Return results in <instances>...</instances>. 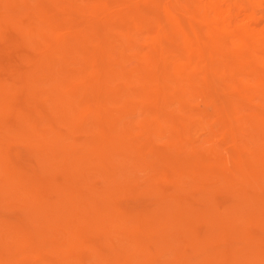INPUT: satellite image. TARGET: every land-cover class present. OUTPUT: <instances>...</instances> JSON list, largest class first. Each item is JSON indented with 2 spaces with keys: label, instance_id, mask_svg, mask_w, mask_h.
<instances>
[{
  "label": "bare ground",
  "instance_id": "6f19581e",
  "mask_svg": "<svg viewBox=\"0 0 264 264\" xmlns=\"http://www.w3.org/2000/svg\"><path fill=\"white\" fill-rule=\"evenodd\" d=\"M263 4L264 0H0V27L8 24L11 26L9 29L14 28L15 33L18 31L19 34H23L26 39L25 46L30 48L33 53L30 57L21 58L28 63V69L25 72H21L18 76L14 72L17 76L16 81L22 84L23 93H21L25 94L26 101L31 104L30 112L20 113L17 110L18 113L15 116L17 117V114H20V116L17 118L13 117L14 121L12 122L15 123L12 124L16 126V129L18 128L17 131L14 128V130H10L7 127L2 130V128L6 125V118L9 119L6 114L12 108L11 96L16 93L17 89L19 90L18 87H21V84L19 83V86L18 84L14 85L16 83L6 84L7 82L11 83L12 80L10 79L12 78L9 81L7 80V82L4 80V84L3 82H1L2 84L0 83V194L4 193L8 196V199L10 197L11 200L17 201V204L29 210L30 219H34L32 221L33 224L31 223L32 227L28 228L19 227L18 225L11 227L10 225L12 224L9 225L8 223L9 226H5L6 223H3V228L6 227L8 232H4V229L1 228L8 235L6 234V238L0 235L4 240L2 241L1 239L0 241L5 243V239L7 241L9 235L12 239V241L10 239V245L8 246L7 244L8 249H5L8 261L11 264H14V260L11 259L12 255L9 257L11 251L13 250V254L14 251L20 248L24 249L26 246L24 241L27 238L29 239L34 232H37V235L39 234L38 237L40 239L38 240L40 242H38L41 243L40 246H43L48 241L54 243L49 245H52L54 250V253L50 252V254H56L57 256L56 263L75 264L72 263L74 258L70 257L73 258L71 260L68 257V253L66 255L65 252L69 251L70 254V248L75 249L78 242V245H81L80 240L82 241V237H87L85 233L88 232L89 234V232L93 231L99 235L102 234L109 242L112 236L109 235L111 233L115 234L112 232L115 229L120 232L122 239L127 241L131 239V242H133L132 246L129 245L130 247L126 245L132 257H136L138 261L142 262L141 264H154L152 251L146 246L153 235V231L150 230L151 228L144 226L142 224L143 220H141L148 218L142 217L140 224L128 223V219L134 218L122 209L116 199L117 195L131 184H129L130 177L126 175L128 172L123 170L125 167L127 168L128 163H131L129 168L133 165L130 169L134 168L133 171L138 170L139 167L142 169L144 165L148 168H154L156 173L154 169H150L151 172H154L157 176L159 174L160 179H163L165 183L174 175L180 176L178 183L181 182V177L183 179L184 177L186 178V185L184 184L180 191L182 194L164 193L163 195L160 194V199V195H156V198L159 196L158 199L161 202L162 200H169V203H171L169 205L171 212L168 211L170 217L168 218L169 215H165L167 219L173 220L174 225H171L176 228L177 226L175 225L182 226L176 230L178 234L175 236L182 235L183 241L182 238L180 241L184 245L179 242L180 247L174 249L177 250V252L175 251L177 255L175 254L174 259L171 260L172 264H174V261L175 264H212L213 257L208 255L209 248L207 245H210L211 249L214 248L219 253V246L222 242L226 243L227 237L230 235L234 239L244 241L241 246L245 244V246L234 252L232 250L233 253H231L235 257L232 256L234 263L232 261L230 264H253L254 262L255 264H264L262 248L261 251L258 243L250 233H244L245 228L242 227L244 224H241V222L245 223L249 219H264V138L262 141H260L261 139L257 140L259 133L263 134L264 132V110L263 112L257 111V114L245 113L246 115L248 114L245 116L249 123V133L240 129L242 123L239 119L240 117L236 114L238 111H235L236 108L243 107L239 106V103L243 102L241 97L243 89L241 90V88L244 86L239 87L243 79L240 78V81L238 78L243 77V75L239 73L241 76H236L238 79L233 76L238 74L235 70H237L238 66L239 69L241 66L243 67V63L250 62L255 63L256 66L259 65L262 69L256 74L253 73L254 76L252 74L249 75L255 78L258 85L257 89H255L256 92L261 90L264 93V10L262 8V10L258 9ZM0 32V36L3 37L2 31ZM125 57H129V59L131 57L133 62L131 63ZM124 58L127 59L126 66H123L125 65L123 63ZM135 61L137 66L134 64ZM128 62L129 64H127ZM87 63L93 66L90 71L87 70ZM129 65L135 68L129 67ZM257 67H254V69L256 70ZM246 68L248 67L246 66ZM183 70L187 73L182 77ZM229 70L234 73L227 78L226 75L230 73L227 72ZM187 74L188 76L185 79L184 77ZM221 74L226 79H231V84H222ZM222 79L224 82V77ZM117 81L119 82L117 83ZM181 82L182 84L179 86ZM227 82L225 81V83ZM245 84L247 83L245 82ZM177 85L178 90H176ZM219 85H222L223 88L225 87L227 92L234 94V96L231 93L228 94L229 97L226 99L224 97L225 101L229 100L231 96V101L235 96L241 97L238 107H236V102L233 100L234 105H236L235 109L230 101L232 104V108L231 104H229L230 112L232 109L235 110L231 113L233 115H229L226 111L227 109H225L226 104L225 106L222 104L225 101L221 96H227V94L222 93V89L220 91L222 95H218ZM182 86H186V89H184L186 93L191 94L194 92L196 95L200 94L193 97V93V99L191 98V100H198L196 97H200L199 100L201 102V98H204L206 105L205 103L202 104L201 110H197L198 106L197 108L195 106L197 112H200L198 114L197 112L193 113L194 110H190L191 108L187 110L185 107V100L184 104H181L182 107H178L180 105L178 103L183 100V97L181 100L176 97L179 101L173 100L174 102L178 101V111L181 108L182 114L185 112L184 118H186V122L187 120L188 122H194L195 119L193 120V118L195 116L193 117L192 115L197 116L195 121L197 123L194 122L193 127L195 126L194 124L198 125L199 114L201 119H198L200 120L199 122L203 120V116L204 119L206 117L207 120L206 124L204 121V126L206 127L207 123H209L208 129L206 127L208 130H206V133H208V138H206L208 141L209 139L213 141V138L218 137L219 141L216 143L218 148L215 149L212 146V149L201 148V150L195 147L196 145L192 142L195 139L191 140L189 137L192 131H190L191 133L189 132L190 135L188 134V137L184 138L182 133L184 125L183 123L179 125L180 123L176 122L177 119L167 118L164 120L162 129H158V125L157 127L155 126L156 128L153 126V123H156L157 119L159 120L166 97L169 96L170 98V95L174 97L177 94L176 92H183L179 89ZM259 86L263 88H258ZM229 88L231 91H229ZM254 88L250 89L251 92H255ZM244 89L247 88L245 87ZM183 93L185 94V92ZM216 94L218 97H216ZM244 94V99H247L246 91ZM134 96H139V101ZM185 96L187 94L184 95V98ZM131 97L133 98L131 99ZM251 97L247 99L249 102L254 99ZM260 97H263L262 93ZM219 98L221 99L220 101L223 100L224 102L220 103ZM133 99L137 100L138 103L143 101V103L140 102L144 104L142 107L139 103L142 112L156 113L157 116L151 120V123L149 119L148 122L143 118L135 123L134 118L136 117H131V111L134 107L138 108V104H133ZM255 100H257L256 97ZM258 101H252V103L254 102L256 105ZM190 102V105L194 103ZM244 103L246 106L245 101ZM131 105L135 106L130 107ZM173 105L176 106L174 103ZM26 106L28 105L26 104ZM256 108L258 110V106ZM261 108L264 109V106ZM241 110L243 111V109ZM241 110H239V113L242 112ZM158 114H160L159 117ZM230 116L238 117L236 119L232 117L234 121L239 122L240 120L238 127L232 124ZM149 117L151 116L149 115ZM241 119L243 120L244 117L242 116ZM181 121L183 122V120ZM168 122L169 124L167 125L166 123ZM136 124L139 125L137 131L135 130ZM188 124L191 123H187V126ZM201 126L199 125L198 127L200 128ZM190 127L192 126L190 125ZM198 127L195 126V129ZM63 128L66 131H62ZM189 128L188 130H191ZM79 132H89L93 137L90 138L86 135L83 136L85 140H82L81 136V140H79L80 138L76 136L79 135ZM166 132L168 133L166 134ZM168 134L169 137H167ZM163 136H166L167 141L158 145L159 143H156V139H160L159 137ZM16 137L17 139L18 137L20 138L19 141L27 139L33 146L31 148L34 149V152L32 151L33 149L31 152L33 156L34 153L36 155L34 159L38 165L36 163L35 165L39 169L32 168L29 164L30 168H32H29L31 174L20 173L19 170L17 172V169L14 171L4 161L7 154L4 141L8 138L15 139ZM201 139V142L205 141L202 137ZM248 141H252L250 143L253 144V147ZM58 147L61 150L64 149V153L60 154ZM209 159L210 161H208ZM49 161L51 163H47ZM228 162H230L228 165L224 164ZM233 164L234 169L232 172L230 169V173L224 170ZM28 166L26 167L25 165L26 168ZM136 167L138 168L136 169ZM58 170L61 173V177H59L61 180L57 179V176L55 178L54 175V172ZM145 170L149 169L145 168ZM91 173L102 176L101 179L104 180L106 189L101 190L104 187L100 188V186L98 188L97 182L94 181L96 179L95 176L94 180L92 179L93 181L91 178L88 179L91 177ZM136 173L135 175H137ZM85 174L90 176L85 177ZM231 174H237V177L234 178L235 175L232 177ZM76 175L82 177L83 181ZM170 176L172 177L170 178ZM176 176H174L175 180H177ZM157 178L159 179V177ZM56 179L60 181L56 182ZM150 179L148 183H150ZM141 180L143 181L144 179L141 178ZM174 181L171 182L173 186L177 183V181L176 183ZM157 184L153 183L152 186L160 190V185ZM209 185L211 186L209 187ZM224 189H228L233 193L236 192L233 198L239 197L236 202H231V205H228V201L225 200L227 202L226 205H228L226 207L222 205L223 199H221L222 202L220 201L222 204L215 200L218 194L222 197L221 192ZM47 190H51L53 194H56L57 198L55 197V201L50 202L52 199L48 198L50 196L52 198L54 195H50L51 192ZM153 190L155 192L156 188ZM42 191L48 192L49 197L47 198V193L45 194ZM193 191L201 192L202 197H205L204 200L206 199L208 203L206 209H192L191 206H183L185 203L181 204V202L187 201L189 196L192 201ZM186 203L189 205L188 201ZM197 207L199 206L197 205ZM199 219L209 220L210 222L209 228L207 227L208 234L211 237L210 242L204 243L205 241L199 242L195 240L196 235H194L195 230L193 231V229H195V222ZM223 219H233L231 221L233 223L228 221L230 222L229 225L231 224L228 226ZM87 220L92 221L88 224ZM244 220L246 221L243 222ZM159 221L162 223V217ZM200 221L202 222V220ZM46 223H50L51 229L53 227L59 230L60 233L57 232L59 233L57 235L55 233L57 230L52 232L53 230L45 229L43 226ZM2 229L0 234L3 233ZM142 229L143 234L140 235V238H136L139 235L138 231L140 230L141 234ZM180 229H182V232ZM93 232L89 235H92ZM204 234L208 235L207 233ZM206 236L205 239H208L209 237L207 238ZM172 240L169 241L172 242ZM175 240H173V243ZM162 241L164 240L162 239ZM23 243L25 244L24 246ZM48 243L46 244L47 246ZM12 244L16 245V247H13ZM169 244L171 245V243ZM65 245L69 248L66 249V247L64 249L63 246ZM161 245L158 246L161 247ZM224 245L226 246V244ZM28 246L27 249H32L31 253H33V250H38L36 246ZM84 246L82 245V247ZM92 246L91 250L93 248V252H90L91 250L89 252L95 254V249H98L95 246L98 245ZM167 247L163 246L164 250ZM4 248V246L0 247L3 252H5ZM163 248H159L161 249L160 251ZM27 249L24 250L27 252ZM81 249L80 247V252H82ZM187 249H191L192 252H198V256L201 255V258L198 257L197 259L198 263H189L187 260L189 258L186 253ZM174 250L170 252L172 253L171 256H174ZM211 252L209 251L210 254ZM28 253H25V256ZM40 253L42 254L43 252ZM220 253L219 255L223 252ZM18 254L20 256L19 251ZM13 255L17 256V253ZM72 255L76 256V254ZM99 255L102 256V259L103 257L105 258V255L98 253L95 260L96 258L100 259L98 258L100 257ZM78 257L76 256V258ZM38 258L41 257L39 256ZM214 258L218 259L215 256ZM2 260H4L3 257ZM112 260L114 261V258ZM134 260L137 262L136 259ZM8 261L6 260L4 264ZM79 261L82 263L80 259ZM218 261L221 262L219 259ZM19 262L17 261L15 264ZM98 262L95 264H98Z\"/></svg>",
  "mask_w": 264,
  "mask_h": 264
},
{
  "label": "rangeland",
  "instance_id": "374dc122",
  "mask_svg": "<svg viewBox=\"0 0 264 264\" xmlns=\"http://www.w3.org/2000/svg\"><path fill=\"white\" fill-rule=\"evenodd\" d=\"M115 1V0H114ZM116 1H120V0H116ZM114 3V2H113ZM115 4V3H114ZM116 4H118V3H116ZM264 5V4H263ZM263 5H261L260 7H258V9H260V10H264V6ZM259 6V5H258ZM262 8V9H261ZM199 25H201V24H199ZM203 25V24H202ZM4 26H5V28H4ZM203 27V26H202ZM6 28H8V29H6ZM9 28H11V26L10 25H8V24H4L3 26L1 25V27H0V31H2V35H3V37H1L0 36V83L1 82H3L4 80H5V82H7V80L9 81V79L10 78H12V79H10V80H12L11 81V83L10 82H7L6 84H12V83H16V84H14V85H17L18 84V86H19V83L21 84V82H17L16 81V77L21 73V72H25L27 69H28V63L25 61V60H23V59H21V58H23V57H25V56H27V57H30V55L32 56L33 55V53H32V50L30 49V48H27L25 45H26V39H25V37H24V35L23 34H19L18 33V31H16V33H15V29L14 28H12V29H9ZM19 35H18V34ZM0 34H1V32H0ZM23 35V36H22ZM22 37H23V39H22ZM19 38V39H18ZM19 41H20V43H19ZM25 41V42H24ZM22 44V45H21ZM13 45V46H12ZM19 45V46H18ZM3 57V58H2ZM125 58H127V57H125ZM124 58V59H125ZM123 59V63L125 64L126 62H127V59L129 60V61H131V57H130V59H129V57L127 58V59H125L124 60ZM132 59H134V58H132ZM125 61V62H124ZM133 61H131V63H132ZM175 63H176V61H174ZM173 62V63H174ZM244 62H246V61H244ZM130 63V64H131ZM174 63V64H175ZM89 64V65H88ZM127 64H129V62L127 63ZM135 65L137 64L136 63V61H135V63H134ZM134 64H132L133 66H135ZM244 64V65H243ZM241 63V65H243V67L241 66L240 67V69H239V66H238V68H237V70H235V72H237L238 74L240 73L241 75H243V77L239 74H236V75H233V73H231V71L229 70V71H227L228 73H226V74H228V75H226V77L227 78H229V76L231 77L232 75L234 76V77H236V76H241V77H238L239 79L241 78V79H243V80H245V81H243L242 80V82H240L241 84L242 83H244V84H240L239 85V87L241 86V87H243V88H241V90L243 89V91H242V95H241V97H242V103H239V100H240V102H241V97H238V96H235L234 97V101L236 102V105H234V102H233V100L231 101L230 100V98L232 97H230L229 98V100L227 99V101H229V102H227V101H225V99L227 98V97H229L228 96V94H230L231 93V95H233L234 96V94H232V92H227V89H226V91H225V89L222 87V85H219V93H218V95L220 96V95H222V94H220L221 92V90H222V93H225V94H227V96H221V98H223V100L226 102H224L223 100L222 101H220L221 99L219 98V101H220V103H222V102H224V103H222L224 106H225V104H226V106H225V109H227L226 111L229 113V115H233V114H231L233 111H235V110H231V112H230V109H229V107L231 106V108H232V104H233V107H234V109L236 108V107H238V103H239V106H243L242 108L240 107H238V108H236V111L235 112H237L236 114H238L237 116H239L240 118V120H241V125L243 126H239L240 127V129H242V131L243 130H245L244 132H246V133H249V123L247 122V118H246V116L248 115V114H250V113H255V114H257L258 112H259V110L261 111V112H263V108H261L262 106H264V100H262L261 101V99H264L263 97H264V93L263 92H261V90H257V92H256V90L255 89H257V84H256V81H255V78L254 77H252V76H254L253 75V73H255L256 74V72H259L262 68L259 66V65H257V66H259V67H257L256 66V64L255 63H250V62H248V63ZM254 65V67H257V69L255 70L254 69V67L252 68V66ZM87 70L88 71H90L92 68H93V66L90 64V63H87ZM123 66H126V64L125 65H123ZM131 65H129V67H130ZM133 66H131L132 68H135V67H133ZM137 66V65H136ZM246 66L249 68H246ZM251 66V67H250ZM91 67V68H90ZM129 67H127V68H129ZM245 67V68H244ZM131 68V69H132ZM244 69L243 71H242V69ZM21 69V70H20ZM24 69V70H23ZM126 69V68H125ZM245 69H247V70H245ZM255 70V72H254V70ZM130 70V69H129ZM241 70V71H240ZM250 70H252L251 72H250ZM14 72H15V74L17 75H15L14 74ZM19 72V73H18ZM183 74H182V77H183V75L184 74H186L185 72H184V70H183V72H182ZM232 74V75H231ZM249 74H252V76H250ZM12 75H15V76H12ZM224 75H225V73H224ZM223 74H221L220 75V77H224V79H225V81L227 82V83H225V81L223 82V79L222 78H220L221 80H222V84H224V85H229V84H231V82H232V80L230 81L229 79H226V77L224 76ZM245 75V76H244ZM249 75V76H248ZM187 76H188V74L187 75H185V79L187 78ZM182 77H181V79H182ZM14 78V79H13ZM219 78V77H218ZM237 78V77H236ZM237 78V79H238ZM245 78H247V79H245ZM251 78H252V80H251ZM241 79H240V81H241ZM184 80V79H183ZM254 81V82H253ZM5 82H3V84L5 83ZM119 81H117V83H118ZM184 82V81H183ZM245 82L247 83V84H245ZM229 83V84H228ZM254 85H253V84ZM2 84V83H1ZM113 84V83H112ZM180 84V85H179ZM178 85L179 86H181V84H182V82L181 83H179ZM256 84V85H255ZM114 85V84H113ZM178 85H177V87H176V90H178L177 88H178ZM248 85V86H247ZM252 85V86H251ZM21 87H18L19 88V90L17 89V91H16V93L14 94V95H12L11 97H12V110L10 109V110H8V112H7V117H9V119L8 118H6V125L5 126H3L4 128H2V130L3 129H5V127H7V128H9L10 130H14L15 129V131H17V129H16V126H14L13 124L15 123H13L12 121H14V118L16 117L15 115H16V113H18V111L20 112V113H26V112H30V105L31 104H29V102L28 101H26V99H25V94H22L23 92H22V84L20 85ZM183 87V86H182ZM179 88V89H181V91H183V92H185V94H187V96H185V98H187V99H185L184 98V93L183 92H176L177 94V96L176 95H174V97L172 96V95H170V98H169V96H167L166 97V100H165V105H163L162 106V110H161V112L162 113H160V114H158V117H159V115H160V117H161V119H160V117H159V120L157 119V121H156V123H153V126L155 127H157V125H158V129L159 128H163V126H164V120H166L167 118H174V119H177L176 120V122L179 124V125H181V123H183V128H182V133H183V137L185 138V137H188L189 135H190V131H192V133H191V136H189L190 138H191V140H194V141H192L193 143H194V145H196L195 147H197V148H199V149H212V148H218V146L216 145V143H217V141H219V139H218V137L217 138H213V141H212V139H209V141L207 140V135H208V133H206L208 130V125H209V123H207V125H206V127H207V129H206V127L204 126V121H205V124H206V117H205V119H204V116L202 115V113H201V115L203 116V122L201 121V122H199L201 119L199 118V116H200V114H199V116H198V119H200V120H198L197 119V121H198V125H196V124H194L196 127H198L199 125H202L199 129L201 130V132H200V130L198 129V128H196L195 129V126L193 127V123L196 121V115H192L194 118H193V120H194V122L192 121V122H188V120H187V122H186V118H184V115H185V112H183L184 114H182V112H181V108H179L180 110L178 111V107H182V105L184 104V103H186L185 104V107L187 108V110H189V108H191L190 110H194V112L193 113H195V112H197V110H199L200 109V107L202 106V104H204L205 103V105H206V100L204 99V98H201V102H200V97L198 98V97H196V99H198L199 100V105L197 104V102H198V100H191V98H192V96H193V93H191V94H189L188 92L186 93V91H184V89H186V86L185 87H183V88ZM247 88V89H244V88ZM255 87V88H254ZM111 88V87H110ZM251 88H254V90H255V92L253 91V92H251ZM258 88H263V87H258ZM183 89V90H182ZM248 89H249V91H248ZM251 89V90H250ZM229 91H231L230 90V88H229ZM246 91V97H248L247 99H249V97H253L254 99H250L251 100V102H249V100H247V99H244L245 98V94H244V92ZM264 91V90H263ZM22 92V93H21ZM227 92V93H226ZM251 92V93H250ZM259 92H261L262 93V95H263V97H260V95H261V93H259ZM183 93V94H182ZM248 93V94H247ZM171 94V93H170ZM180 94V95H179ZM198 94V93H197ZM255 94H256V96H255ZM258 94V95H257ZM260 94V95H259ZM22 95V96H21ZM179 95V96H178ZM182 95V96H181ZM200 94H198V95H196V93H194V96L193 97H195V96H199ZM218 95L216 94V97H218ZM250 95V96H249ZM172 96V97H171ZM189 96V97H188ZM202 96V95H201ZM256 97V99L257 100H255V97ZM259 96V97H258ZM10 97V98H11ZM14 97V98H13ZM21 97V98H20ZM136 97V98H135ZM176 97L177 98H179L180 100L182 99V97H183V100L182 101H179L178 99H176ZM224 97H225V99H224ZM251 97V98H252ZM133 97H131V99H132ZM134 98L135 99H137L138 101H139V96H134ZM172 98V99H171ZM235 98H239L238 100L237 99H235ZM258 98H259V101H258ZM23 99V100H22ZM140 99L141 100H143V98L142 97H140ZM170 99V100H169ZM173 99H176V100H178L179 101V103H178V105L180 104H182L181 106L179 105L178 107H177V102L178 101H175L174 102V100ZM193 99V98H192ZM202 99H204L203 101H202ZM134 100V99H133ZM137 100H134L133 101V104H138L137 106H138V108H136V107H134V109L132 108V111H131V117L133 118V117H136V118H134V121H135V123L138 121V120H140V119H145L146 121H148V119H149V121H150V123H151V120H153V118H155L157 115H156V113L155 112H150V113H148L147 111L146 112H142L141 111V108H140V105H141V107L144 105V104H141V103H143V101H140L139 103H140V105H139V103H138V101ZM173 102H172V101ZM184 100H185V102H184ZM247 100V101H246ZM16 101V102H15ZM169 101V102H168ZM188 101H189V104L187 105V103H188ZM190 101H192V102H196L195 104L193 103L192 105H190L191 104V102ZM230 101H231V103H230ZM244 101L246 102V106L248 105V107H246L245 106V103H244ZM252 101H254V102H256V101H258V103H262V105L260 106V104H256L255 105V103L253 102L252 103ZM28 102V103H27ZM172 102V103H171ZM180 102H182V103H180ZM184 102V103H183ZM173 103L176 105V106H174L173 105ZM228 103V104H227ZM252 103V105H250ZM10 104V105H11ZM26 104L28 105V106H26ZM170 104H172V105H170ZM229 104H231L230 106H229ZM254 104V105H253ZM24 105V106H23ZM168 105H170L169 107H168ZM19 106V107H18ZM112 106H115V105H112ZM116 106H117V104H116ZM115 106V108H117ZM120 106V105H119ZM132 106H135V105H131L130 107H132ZM171 106H173V107H171ZM195 106H196V108H197V106H198V108H197V110L195 109ZM236 106V107H235ZM253 106H258V110H257V108L256 107H254L253 108ZM129 107V108H130ZM165 107V108H164ZM176 107V108H175ZM194 107V108H193ZM245 107V108H244ZM17 108V109H16ZM22 108V109H21ZM13 109H14V111H15V113H14V111H13ZM136 109V110H135ZM139 109V110H138ZM171 109V110H170ZM238 109V110H237ZM241 109H243V111L241 110ZM247 109H248V111H247ZM18 110V111H17ZM131 110V109H130ZM134 110V111H133ZM166 110V111H165ZM196 110V111H195ZM201 110V109H200ZM239 110H241L242 112L241 113H239ZM256 110V111H255ZM140 111V112H139ZM173 111V112H172ZM178 111V112H177ZM184 111V110H183ZM246 111V112H245ZM258 111V112H257ZM165 114H164V113ZM167 112V113H166ZM170 112V113H169ZM174 112H176V113H174ZM180 112V113H179ZM200 112V111H199ZM199 112H197V114L199 113ZM142 113V114H141ZM149 114L151 117H149V115H147V114ZM155 113V114H154ZM178 113V114H177ZM191 113V112H190ZM245 113H248L247 115L245 114ZM14 114V115H13ZM141 114V115H140ZM153 114H154V116H153ZM18 116H20V114H17ZM133 115V116H132ZM138 115V116H137ZM179 116V117H177V116ZM183 115V116H182ZM246 115V116H245ZM17 116V117H18ZM170 116V117H169ZM191 116V117H192ZM201 116V117H202ZM236 116V115H235ZM242 116L244 117V119L242 120L241 118H242ZM14 117V118H13ZM16 117V118H17ZM208 117V116H207ZM232 117H234V116H230V118H232ZM236 118H238V117H234V119H236ZM13 119V120H12ZM190 119H192V118H190ZM189 119V120H190ZM234 119L232 118L231 120V122H232V124H234V125H236L237 127H238V125H240V120H239V122L238 121H234ZM181 120H183V122L181 121ZM238 120V119H237ZM148 121V122H149ZM160 121H162L161 123H160ZM191 121V120H190ZM245 121V122H244ZM170 122V121H169ZM169 122L168 123H166L167 125L169 124ZM208 122V121H207ZM9 123H11L9 126H8V124ZM13 123V124H12ZM187 123H191V124H188V126H187ZM195 123H197V122H195ZM199 123H201V124H199ZM246 124V125H248V126H246V125H244V124ZM161 124V125H160ZM137 125V124H136ZM135 125V126H136ZM190 125L192 126V127H190ZM233 125V126H234ZM138 126L139 125H137V127H135V130L137 131V129H139L138 128ZM246 126V127H245ZM11 127V128H10ZM155 127V128H156ZM191 128V130H188V128ZM236 127V128H237ZM14 128V129H13ZM186 128V129H185ZM189 128V129H190ZM195 130H194V129ZM203 130H202V129ZM207 130V131H206ZM62 131H66V129H62ZM197 131V132H196ZM185 132V133H184ZM190 132V133H189ZM196 132V133H195ZM199 132V133H198ZM10 133V132H9ZM8 133V134H9ZM14 133V132H13ZM84 133H85V135H84ZM168 132H166V134H167ZM79 135H76V136H78V138H80L79 140H81V136H82V140H85V139H83V136H88V137H90V138H92L93 136H92V134L90 133L89 134V132H79L78 133ZM91 135V136H89V135ZM165 134V135H166ZM186 134V136H184ZM189 134V135H188ZM193 134V135H192ZM195 134V135H194ZM202 135V136H200V135ZM260 134V135H259ZM258 135H259V137H258V139L257 138H255V139H257V140H260V141H262V139L264 138V136H263V134H264V132H263V134H261V133H259ZM198 135V136H197ZM257 135V136H258ZM263 136V137H262ZM87 137V138H88ZM166 136H163V137H159L160 139H156V143L158 142L159 144L158 145H160V144H162V143H165L167 140H166V138H165ZM167 137H169V134L167 135ZM201 137L203 138V140H205V141H203V142H201L202 141V139H201ZM207 137V138H206ZM262 137V138H261ZM86 138V137H85ZM86 138V139H87ZM193 138V139H192ZM17 139V137L15 138V139H13V138H8V139H6L4 142H5V149H6V151H7V154H6V157L4 158V161L6 162V164L7 165H9L14 171H16V169H17V172H18V170L20 171V173H28V174H31V170H29V168H30V165H31V167L33 168H37V169H39L38 168V166L36 167V165H38V163H36V161H35V159H34V156H36L35 155V153H34V156H33V153L31 152V150L33 149V148H31V147H33L32 146V144H30L29 142H28V140L26 139H23L24 140V142H22V141H19V137H18V139ZM89 139V138H88ZM162 139V140H161ZM167 139H169V138H167ZM218 139V140H217ZM164 140V141H163ZM25 141H27L26 143H25ZM160 141V142H159ZM163 141V142H162ZM197 142H200V143H197ZM208 142V143H207ZM212 144H210V143ZM251 143H252V141H250ZM249 141H248V143H250ZM27 143H29V144H27ZM197 143V144H196ZM202 143V144H201ZM205 143V144H204ZM250 143V145L253 147V144H251ZM199 144V145H198ZM214 144H215V146H217V147H215L214 146ZM28 145V146H27ZM31 145V146H30ZM202 146V147H198V146ZM206 145V146H205ZM204 146V147H203ZM213 146V147H212ZM30 149H29V148ZM205 147H207V148H205ZM212 147V148H211ZM59 149H60V147H58ZM62 148V147H61ZM64 148V147H63ZM201 149V150H202ZM33 152H34V149L32 150ZM58 151V150H57ZM60 152V154L61 153H64V149H60L59 150ZM29 152V153H28ZM58 153V152H57ZM8 157V158H7ZM8 161V163H7V161ZM49 160V159H48ZM30 161V162H29ZM47 161V160H46ZM53 161V160H52ZM208 161H210V159L208 160ZM35 163H36V165H35ZM47 163H51L50 161L49 162H47ZM230 162H228V163H224L225 165L227 164H229ZM30 164V165H29ZM45 164V163H44ZM131 163H128L127 164V168L125 167L123 170H124V172H128V173H126V175H127V177H130V181L132 180V182H130L129 181V179L127 178V177H125V179L127 180V181H129V184H130V186H131V188H130V186L129 185H127V186H129V187H126V189L125 190H123V192L122 193H120L119 195H117V202H119V204H120V206L122 207V209L127 213L128 212V215L130 214L134 219H128V223H133V224H135V223H141L142 221L141 220H143V222H142V224H144V226H146V227H149V228H151L150 230H152L153 231V235H152V237L150 238V241L148 240V242H147V244H146V246H148L149 248H150V250L152 251L151 253H152V255H153V261H154V264H172V261L171 260H173L174 259V257H175V254H176V252H177V250H174V249H177L178 247H180L179 245L180 244H182V245H184L183 244V236L182 235H179V236H175V235H177L178 234V231H176V230H178V228H181L180 227V225H175V226H177V228L176 227H173V220H171V219H167V215H169L168 214V211H170L171 209L169 208L170 206L169 205H171V203H169V200H162V202H161V200H159L160 198H161V195H163L164 193H166V194H173V193H180V194H182L180 191L182 190L181 188H182V186H184V184H185V181H186V178L184 177V179H183V177H181V182H179L178 183V181H180V176H176V175H174V176H176V179L177 180H175V177L173 176H170V180H168L166 183H165V181H163V179L161 180L160 178V176H159V174H158V176L157 175H155V173H156V170L154 169V168H152V167H147L146 165H144V167L142 166V169H141V167H136V169L138 168V170H139V172H138V170H136V171H133L134 170V168H132V170H130L131 169V167L133 166V165H131V167L129 168V165H130ZM25 165H26V167L28 166V168H26L25 167ZM50 165V164H49ZM49 165H46V166H49ZM15 166H16V168H15ZM43 167V166H42ZM231 167H232V169H231ZM19 168V169H18ZM32 168H30V169H32ZM49 168V167H48ZM145 168L146 169H149V170H145ZM226 168V167H225ZM50 169V168H49ZM127 171H126V170ZM155 170L154 172H151V170ZM229 169L231 170V172L233 171V169H234V164L232 165V166H228L226 169H224V170H226V172H228V173H230V171H229ZM43 170V169H42ZM52 170V169H51ZM144 170V171H143ZM82 171V170H81ZM133 171V172H132ZM147 171H149V172H147ZM137 172V173H136ZM51 173H53V172H51ZM55 173V174H54ZM53 174L55 175V178H56V176H57V179L59 178V177H61L60 175H61V173H60V171L58 170L57 172H54ZM57 173V174H56ZM59 173V174H58ZM135 173L138 175H135ZM139 173V174H138ZM145 173V174H144ZM149 173V174H148ZM154 173V174H153ZM84 174V173H83ZM92 175H91V177H89V176H87L88 175V173H87V175L85 176V177H89L88 179H90L91 178V180L93 179L94 180V178L96 177V179L94 180V181H96L97 183V186H98V188H99V186H100V188H102V187H104V188H102L101 190H104V189H106L105 188V185H104V180H102L101 178H102V176L100 175V174H96V173H91ZM129 174H131V175H129ZM80 175V174H79ZM79 175H76V177L78 176V178H81L82 179V177H79ZM98 175H99V177H98ZM146 175H148V176H146ZM234 175H235V177H234ZM81 176H82V173H81ZM95 176V177H94ZM119 176V175H118ZM117 176V177H118ZM159 177V179L157 178V177ZM231 176L232 177H234V178H236L237 177V174H231ZM121 177V176H120ZM152 177H154V178H152ZM156 177V178H155ZM141 178L142 179H144L143 181L141 180ZM151 178V179H150ZM178 178H179V180H178ZM56 179V182H59L60 180H57ZM81 179H79L80 181H81ZM87 179V180H88ZM118 179H119V177H118ZM121 179V178H120ZM134 179V180H133ZM148 179V180H147ZM149 179H150V183H148V181H149ZM152 179H155V180H152ZM172 179H174V180H172ZM92 180V181H93ZM138 182H137V181ZM158 180H160L159 182H157ZM174 181L175 183H176V181H177V183L175 184L174 182V184L176 185V187H175V185L173 186V184H171V182L172 181ZM187 180H189V178H187ZM82 181H83V179H82ZM151 181H153V182H151ZM171 181V182H170ZM183 181V182H182ZM143 182H144V184H143ZM170 182V183H169ZM149 185H148V184ZM153 183H158L157 185H160L159 186V188H160V190H158V188L157 187H155L154 186V188H153V186H152V184ZM183 183V184H182ZM168 184V185H167ZM178 184H180L179 186H177ZM101 185H104V186H101ZM133 185V186H132ZM186 185V184H185ZM211 185H215V184H211ZM211 185H209V187L211 186ZM152 186V187H151ZM171 186V187H170ZM134 187V188H133ZM150 187V188H149ZM165 187H166V189H165ZM168 187V188H167ZM175 187V188H174ZM178 187V188H177ZM205 187V186H204ZM156 188V190L158 191H156L155 190V192H154V190L153 189H155ZM198 188V187H197ZM200 189H202L201 187H199ZM135 189V190H134ZM150 189V190H149ZM171 189V190H170ZM166 192H165V191ZM168 190V191H167ZM48 191V190H47ZM43 193H47V198L49 197V193L48 192H51V194L50 195H54L52 198H51V196L48 198V199H52L50 202H52V201H55V197H56V194H53L52 193V191L51 190H49L48 192H44V191H42ZM145 192V193H144ZM194 192H195V194H194ZM231 191H229L228 189H224L222 192H221V195H222V197H220V194H218L216 197V201L218 202H220L221 201V199H223L221 202L223 203H221L223 206L225 205V207L226 206H228V205H231L230 203L232 202V203H234V202H236L237 200H238V196L236 197V198H233V197H235V195H236V192H231V194H229ZM225 193V194H224ZM3 194V195H2ZM2 194H0V231H1V229L3 228V225L6 223H8L9 225L10 224H12V225H10L11 227L13 226V225H18L19 227H32V224H33V222L32 221H34V219H30V217H29V210H27V209H25L24 207H22L21 205H19V204H17L16 202L17 201H15V200H11L10 199V197H9V199H8V196L6 195V194H4V193H2ZM148 194H150V195H148ZM152 194V195H151ZM157 194H161L160 195V197H159V199H158V197L156 198V195ZM202 193L201 192H199L198 193V191H193V195L194 196H192L191 197V199H192V201L190 200V196H189V198L187 199V201L189 202V205H188V203H186L187 201H184V202H181V204H183V203H185V204H183V206L184 205H186V207L188 206V207H192V209H200V210H204V209H206V207H208V203L206 202V199L204 200V196L202 197V195H201ZM224 194V195H223ZM229 194V195H228ZM235 194V195H234ZM133 195V196H132ZM230 195H234V196H230ZM149 196V197H148ZM200 196V197H199ZM127 197V198H126ZM154 197V198H153ZM197 197V198H196ZM227 197V198H226ZM54 198V199H53ZM57 198V197H56ZM120 198V199H119ZM150 198V199H149ZM199 198V199H198ZM195 199V200H194ZM151 200V201H150ZM203 200V201H202ZM228 201V205H226L227 204V202L226 201ZM233 200V201H232ZM150 201V202H149ZM199 201V202H198ZM226 203H225V202ZM12 202V203H11ZM159 205H158V204ZM199 203V204H198ZM151 204V205H150ZM173 204V203H172ZM130 205H133V206H130ZM165 205V206H164ZM193 205V206H192ZM194 205L196 206L195 208H194ZM197 205L199 206V207H197ZM144 206H146L145 208H144ZM158 206V207H157ZM162 206V207H161ZM204 206H205V208H204ZM134 207V208H133ZM168 207V208H167ZM128 208V209H127ZM146 208H148V209H146ZM134 209V210H133ZM156 210V211H155ZM166 211V212H165ZM152 212V213H151ZM171 212V211H170ZM27 214V215H26ZM156 214V215H155ZM164 214V215H163ZM161 215V216H160ZM166 215V216H165ZM144 216L146 217V218H148V219H141L142 217L144 218ZM165 216V217H164ZM158 217V218H157ZM162 217V223H160L161 221H159L160 220V218ZM170 217V215L168 216V218ZM139 218V219H138ZM141 219V220H140ZM157 220V221H156ZM166 220V221H165ZM171 220V221H170ZM200 220H202V222L200 221ZM204 220V221H203ZM223 220H225V223H226V225L228 224V226H230L229 225V223L231 222V221H233V219L231 220V219H223ZM19 221V222H18ZM92 220H87V222H88V224H90V222H91ZM134 221V222H133ZM139 221V222H138ZM148 221V222H147ZM168 221H170V222H168ZM197 221V220H196ZM228 221H230V222H228ZM246 220H244L243 222H245ZM5 222V223H4ZM209 222V220H205V219H199L197 222H195V229H193V231L195 230V234L194 235H196V238H195V240L197 241H199V242H203V241H205L204 243H207V242H210L211 240H210V234H208V229H207V227L209 228V226H210V222ZM4 223V224H3ZM27 223V224H26ZM32 223V224H31ZM35 223V222H34ZM168 223V224H167ZM231 223H233V222H231ZM246 223V224H245ZM245 223H242L241 222V224H244V226L242 225V227L243 228H245V232L244 233H250V235H252V237H253V239L258 243V245H259V247H260V250H261V248H262V252H263V254H264V226H263V223H264V219H249V221L247 220V222H245ZM5 224V226H9L8 224L6 225ZM150 224V225H149ZM171 224H173V225H171ZM197 224V225H196ZM203 224V225H202ZM206 224V225H205ZM151 225H153V226H151ZM171 225V226H170ZM209 225V226H208ZM4 226V227H5ZM203 226V227H202ZM2 227V228H1ZM43 227H45V229H50L52 232H54L55 230H57V229H54L53 227H52V229H51V226H50V223H46V224H44V226ZM172 227V228H171ZM159 228V229H158ZM164 228V229H163ZM4 229V232H8V229L5 227V228H3ZM3 229H2V232H3ZM156 229V230H155ZM183 229V228H182ZM182 229H180V231L182 230ZM116 230V231H115ZM115 230H113L112 232L113 233H115V234H110L109 236H111V239H109V242L105 239V237L102 235V234H97L96 232L94 233L93 231V234L92 235H89V234H91L92 232H89V234H88V232L87 233H85L86 234V236L87 237H85L84 235V237H82V241L80 240V244L81 245H78L79 244V242H78V244L76 245V248L74 249V248H70V254H69V251L67 252H65V254L66 253H68V257L70 258V257H73V258H70L71 260H72V263H75L76 264V262H77V264H82V263H84V264H92L93 262H94V264L95 263H97L98 261V264H141L142 262H140V261H138L137 260V258L136 257H132L131 256V253H130V251H129V248H127V246H129V245H131V244H133V242H131V239H130V241H127V240H125V239H122V235H120V232H118L117 231V229H115ZM175 230V231H174ZM206 230H207V232H206ZM244 230V229H243ZM140 231V230H139ZM138 231V237H136V238H140V235H142L143 233V229L141 230V234H140V232ZM156 231V232H155ZM2 233V234H0V235H2V236H5V238H6V234L8 235V233ZM57 232H59V230H57L55 233L58 235L59 233H57ZM160 232H161V234H160ZM174 232V233H173ZM182 232V231H181ZM198 232H199V234H198ZM37 232H34V233H32V236L28 239H26L25 241H24V243L26 244V246L24 247V249H27V247H29L28 245H31L32 247H34V246H36L37 247V249L38 250H33V253H31L32 251V249L30 250V248H28L27 250V252H29V253H31V254H26V256H25V253H27L24 249H21L20 247V249L19 250H17V251H14V253L16 254L17 253V256L16 255H13L12 254V251H11V254H9V257H10V255H12V260H14V264L18 261H20L18 264H49V263H51V264H58V263H56L55 261H56V254H50V252H52V253H54V250L52 249L53 248V246L52 245H49V244H52L53 242H47L48 243V246L50 247H48L46 244H44L43 246H40L41 245V243H39L40 241L38 240V239H40V237H38L39 236V234L37 235L36 234ZM54 233V234H55ZM119 233V234H118ZM174 234V236H173V234ZM180 233V232H179ZM204 233H207L208 235L206 236V234H204ZM4 234V235H3ZM96 234V235H95ZM166 234V235H165ZM168 234V235H167ZM181 234V233H180ZM37 235V236H36ZM88 235H89V237H88ZM98 235V236H97ZM102 235V236H101ZM136 235V236H137ZM165 235V236H164ZM171 235V236H170ZM198 235V236H197ZM254 235V236H253ZM258 235V236H257ZM2 236L0 237V240L2 239ZM33 236H36V237H33ZM97 236V237H96ZM155 236V237H154ZM167 236V237H166ZM204 236V237H203ZM205 236L208 238V239H205ZM8 237V236H7ZM142 237V236H141ZM166 237V238H165ZM172 237H174V238H172ZM176 237V238H175ZM178 237V238H177ZM4 238V237H3ZM32 238V239H31ZM35 238H36V240H35ZM83 238H84V241H83ZM87 238V239H86ZM97 238V239H96ZM122 240H121V239ZM181 238H182V241H180L181 240ZM198 238V239H197ZM205 239V240H203V239ZM10 235H9V237L7 238V241H6V239H5V243L4 242H1L0 241V247L1 246H4L5 248H4V250L7 248L8 249V246L10 245V242L12 241V239H11V241H10ZM34 239V240H33ZM154 239V240H153ZM160 239H161V241H160ZM162 239L164 240V241H162ZM171 239H173V240H175V239H177V240H175L174 241V243H173V240H172V242H170L169 240H171ZM179 239V240H178ZM227 242L226 243H223L222 242V244L219 246V253L221 252H223L221 255H219V253H217L216 251V249H214V248H212L211 249V246L210 245H207L208 246V248H209V251L211 252V254L209 253V251L207 252L208 253V255H210L211 257H213L212 258V264L214 263V264H230V262H232V263H234V260L232 259V256H234L232 253L235 251V250H237V249H239V248H241V247H243V246H245V244H243L242 246H241V244L242 243H244V241L242 242V240L240 241V240H237V239H234L231 235L230 236H228L227 237ZM62 240V239H61ZM90 240H91V242H90ZM115 240V241H114ZM125 240V241H124ZM236 241V243H235V241ZM2 241H4L3 239H2ZM28 241V242H27ZM39 241V242H38ZM94 241V242H93ZM96 241V242H95ZM106 241V242H105ZM124 243H123V242ZM169 242V243H171V245L168 243V245H166V243L167 242ZM30 242V243H29ZM34 242H35V244H34ZM85 242V243H84ZM92 243V244H94L93 246H92V244H90V243ZM119 242H121V243H119ZM129 242V243H128ZM131 242V243H130ZM161 242H163V243H161ZM165 242V243H164ZM179 242H180V244H179ZM23 243V246L25 245ZM103 243V244H102ZM113 243V244H112ZM162 244L161 245V247L163 248V246L164 247H167V248H165V250H164V248H163V250L162 251H160L161 249H159V248H161V247H159L158 245H160V244ZM178 243V244H177ZM229 243V244H228ZM232 243V244H231ZM7 244H8V246H7ZM28 244V245H27ZM54 244V243H53ZM88 244H90L92 247H94L95 245H98V246H95V248H97L98 247V249L96 250L95 248V254H97V255H95L94 253H90V252H93L92 250H93V248H92V250H91V246L90 245H88ZM110 244V245H109ZM115 244V245H114ZM119 244V245H118ZM151 244V245H150ZM152 244H153V247H152ZM224 244H226V246L224 245ZM13 245V247H16V245L14 246V244H12ZM82 245L84 246V247H82ZM121 245V246H120ZM127 245V246H126ZM173 245V246H172ZM174 245H176L175 247H174ZM47 246V247H46ZM82 248L81 249V251L82 252H80L79 250H80V247ZM89 248H87V247ZM103 246V247H102ZM132 246V245H131ZM170 246H172L171 248H170ZM224 246V248L222 249V247ZM234 246V248H232ZM31 247V248H32ZM41 247H44V248H41ZM67 247V248H66ZM78 247V248H77ZM124 247V248H123ZM130 247V246H129ZM177 247V248H176ZM10 248H11V246H10ZM49 249V250H51V251H48L47 249ZM63 248L65 249H68L69 247L67 246V245H65V246H63ZM183 248H184V246H183ZM182 248V249H183ZM12 249V248H11ZM18 249V248H17ZM78 249V250H77ZM85 249V250H84ZM99 249H101V250H99ZM159 249V250H158ZM174 250V252H173V254H174V256H171L172 255V253H170L171 251H173ZM222 249V250H221ZM42 250V251H41ZM91 250V251H90ZM123 250V251H122ZM125 250V251H124ZM154 250V251H153ZM230 250V251H229ZM232 250H233V252H232ZM2 251V252H1ZM18 251H19V253H20V256H19V254H18ZM21 251V252H20ZM24 251H25V253H24ZM75 251V252H74ZM90 251V252H89ZM158 251H160V252H158ZM168 252V254H167V252ZM176 251V252H175ZM214 251V252H213ZM40 252H43L42 254L40 253ZM78 252V253H77ZM162 252V253H161ZM232 252V253H231ZM3 255H2V254ZM5 253V254H4ZM38 253V254H37ZM76 254V256L78 257V255H80L78 258L82 261V263H80V261H79V259L78 258H76V256H74V255H72V254ZM82 253V254H81ZM98 253L99 254H101L102 253V255L104 256L105 255V258L103 257V259L101 258L102 256H100V257H98V258H100V259H97L96 258V260H97V262H96V260H95V257L96 256H98ZM165 253V255H163ZM186 253L188 254L187 256L190 258H188L187 260L189 261V263H194V262H197L198 260V257H200L201 255H197L198 254V252H192V250L191 249H187V251H186ZM217 253V254H216ZM7 254V251L5 250V252H3V250L2 249H0V255H2V256H0V264H4L5 263V261L7 260L8 261V255H6ZM33 254V255H32ZM40 254V255H39ZM78 254V255H77ZM106 254H108V255H106ZM213 254H216V255H213ZM224 254V255H223ZM232 254V255H231ZM21 255H24V256H21ZM28 255H29V257H28ZM31 255V256H30ZM41 257V258H38L39 256ZM67 255V254H66ZM155 255V256H154ZM163 255V256H162ZM177 255V254H176ZM196 255V256H195ZM6 256H7V258H6ZM14 256H15V258H14ZM117 256V257H116ZM214 256L215 257H217L219 260H221V262L220 261H218V259H216V258H214ZM219 256V257H218ZM230 256V257H229ZM2 257L4 258V260H5V258H6V260L4 261V260H2ZM44 258V260H42L43 258ZM84 257V258H83ZM116 257V258H115ZM125 257V258H124ZM235 257V256H234ZM233 257V258H234ZM26 258V259H25ZM46 258V259H45ZM114 258V261L112 260ZM119 258V259H118ZM130 258V259H129ZM139 258V257H138ZM167 258V259H166ZM201 258V257H200ZM199 258V259H200ZM19 259V260H18ZM38 259H40L38 262H37V260ZM54 259V260H53ZM111 259V260H110ZM116 259H118L117 261H116ZM128 259V260H127ZM134 259H136L137 260V262L134 260ZM142 259V258H141ZM214 259V260H213ZM227 259V260H226ZM232 259V260H231ZM1 260H2V263H1ZM32 260V261H31ZM93 262H92V261ZM101 260V261H100ZM112 261V262H109V261ZM161 260V261H160ZM231 260V261H230ZM54 261V262H53ZM115 261H116V263H115ZM120 261H122V262H120ZM126 261V262H125ZM135 261V262H134ZM166 261H168V262H166ZM227 261V262H226ZM9 262V261H8ZM6 263V264H11L10 262L9 263ZM26 262V263H25ZM92 262V263H91ZM105 262V263H104ZM108 262V263H107ZM131 262V263H130ZM224 262V263H223ZM226 262V263H225ZM198 263V262H197ZM144 264V263H143ZM174 264H175V261H174ZM253 264H255V262L253 263Z\"/></svg>",
  "mask_w": 264,
  "mask_h": 264
}]
</instances>
